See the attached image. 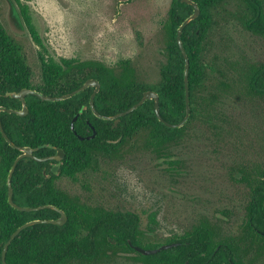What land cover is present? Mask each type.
<instances>
[{
    "label": "trees",
    "instance_id": "trees-1",
    "mask_svg": "<svg viewBox=\"0 0 264 264\" xmlns=\"http://www.w3.org/2000/svg\"><path fill=\"white\" fill-rule=\"evenodd\" d=\"M11 13L36 38L28 8L19 0H8ZM200 10L198 18L182 31L181 40L189 60L190 116L181 128L171 129L161 124L154 113L153 101L144 102L138 109L114 121L95 117L89 107L93 88L59 102H45L36 97L25 98L28 113L25 117L1 113L3 131L17 146L36 148L52 145L61 149L63 158L57 174L49 171L50 162L40 159L55 154L50 148L33 153L38 159H23L12 175L13 201L21 207L52 205L62 210L67 221L62 227L33 225L19 233L5 255L6 264H106L120 253H134L126 257L141 264H254L264 259V165L252 171L238 169V182H245L251 197L245 206L246 218L242 233L228 239L220 238L207 222L193 226L182 235L160 241L139 229L140 218L132 212H118L101 205H88L77 195L59 189L55 182L60 177L73 181L79 173L101 170L99 159H121L126 148L141 141V147L155 158H168L170 149L186 137L187 128L194 122L211 123L219 116L214 106L227 95L240 99L264 98V62L261 64L231 62L214 55L212 37L220 26L237 20L244 29L264 38V18L243 16L236 7L224 17L220 10L228 0H192ZM250 4V0H242ZM259 4L257 0H253ZM241 2V1H238ZM15 4V5H14ZM17 9V10H16ZM192 7L172 0L162 25L163 62L159 65V79L154 84L143 82L132 62L122 61L107 66L96 60L41 62V83L31 84V72L20 46L0 23V107L19 110L21 104L4 97L6 92L30 88L46 96H61L81 86L87 79L99 82L100 89L94 106L100 115L114 116L137 103L144 91L152 90L159 98V112L164 121L179 123L185 114L183 69L184 60L176 44V30ZM240 15V17H238ZM20 30V29H19ZM39 42V41H38ZM219 63V62H218ZM212 83H208L212 77ZM210 85L208 87L207 85ZM75 115L74 132L70 124ZM216 116V117H215ZM86 120L94 127L96 136L79 140L78 136L92 134ZM20 152L11 148L0 134V264L1 251L9 236L21 225L33 220H54L59 214L53 210L19 212L7 202L6 178ZM167 164H179L169 160ZM44 172V173H43ZM85 187V186H84ZM88 190V187H85ZM153 216L150 224H154ZM152 231V230H151ZM129 243L143 249L175 243L174 247L143 256L133 251ZM264 264V262H263Z\"/></svg>",
    "mask_w": 264,
    "mask_h": 264
},
{
    "label": "rangeland",
    "instance_id": "rangeland-1",
    "mask_svg": "<svg viewBox=\"0 0 264 264\" xmlns=\"http://www.w3.org/2000/svg\"><path fill=\"white\" fill-rule=\"evenodd\" d=\"M171 1L19 0L28 8L35 39L24 23L17 26L10 2L0 0V23L20 46L32 85L41 83V62L61 59H91L111 67L129 60L143 82L154 84L163 62L162 25ZM212 41L211 53L219 56L220 66V58L239 64L264 62V41L233 21L220 22ZM213 113L219 116L211 121L215 127L194 122L166 159L145 151L139 138L121 159L101 162L100 171L79 175L75 181L60 177L55 184L88 205L137 214L139 229L160 241L203 222L220 238L236 237L246 192L233 179L240 178L238 169L250 172L264 165V98L227 95ZM169 160L179 162L172 175ZM223 211L231 216L226 223ZM126 257L133 255L120 254L106 264H141Z\"/></svg>",
    "mask_w": 264,
    "mask_h": 264
},
{
    "label": "water",
    "instance_id": "water-1",
    "mask_svg": "<svg viewBox=\"0 0 264 264\" xmlns=\"http://www.w3.org/2000/svg\"><path fill=\"white\" fill-rule=\"evenodd\" d=\"M180 3L191 6L192 7V13L190 15H188V17L182 21V23L178 26L177 30H176V35H175V39H176V44L177 47L182 55V58L184 60V69H183V83H184V100H185V114L183 119L177 123V124H170L166 121L163 120V118L160 115L159 112V98L158 95L152 91V90H147L142 92L141 94V98L139 99V101L135 104H133L130 108H128L127 110L120 112L114 116H104V115H100L94 106V98L96 96V94L98 93L99 89H100V85L99 82L95 79H87L85 80L80 87H78L77 89H75L74 91L61 95V96H46L44 94H42L39 91H36L34 89H30V88H22L18 91H11V92H6L4 94V97L6 98H11V99H15L17 100L20 104H21V108L19 110H14V109H7L5 107H0V115L1 113H6V114H11V115H15L17 117H25L28 113V109L26 106V102H25V98L27 96H33L38 98L41 101H47V102H59V101H64L66 99H69L79 93H81L82 91L88 89V88H93V91L91 93V96L89 97V107L90 110L92 112V114L102 120L105 121H114V126L117 125V123L119 122V119L132 113L133 110L135 111L136 109H138L144 102L148 101V100H152L153 101V108H154V113L155 116L157 118V120L163 124L164 126L171 128V129H178L181 128L184 124L187 123L189 116H190V99H189V82H188V76H189V60L188 57L186 55L185 49L182 45V40H181V35H182V31L183 29L191 22L195 21L198 18V15L200 14V10L197 6V4L195 2H193L192 0H179ZM262 91H264L262 89ZM78 115H75L71 121L70 124V129L71 131L74 132V122L76 121ZM89 128L92 131L91 135H88L86 137H81L78 136L79 140H91L96 136V131L94 129L93 126H91V124L87 121ZM0 134L2 136V138L5 140V142L13 149L17 150L18 152H20V155L16 157V159L13 161L8 174H7V178H6V188H7V202L8 204L15 210L19 211V212H25V213H29V212H38V211H42V210H53L55 212H57L59 214V217L57 219L54 220H33V221H29L24 223L23 225L19 226L7 239V241L5 242V244L3 245L2 251H1V264H6L5 262V255L6 252L8 250L9 245L11 244V242L14 240L15 237H17L19 235V233L21 231H23L24 229L33 226V225H53V226H58V227H62L66 221H67V216L66 214L58 209L55 206L52 205H43V206H38V207H21L19 205H17L14 201H13V191H12V186H11V179H12V175L15 171V168L17 166V164L19 163V161H21L24 158H29V159H33L34 161H38L37 158H35L33 156V153L38 151L39 149L42 148H50L52 150L55 151V154L53 156H49L47 158H42L40 159L41 162H44L46 160L49 161H53V165H52V169L51 172L53 174H57L59 165H60V161L62 159V151L59 148H56L52 145H44V146H39L36 148H30V147H20L15 145L5 134V132L3 131L2 125H1V120H0ZM177 244L175 243H171V244H166V245H160L156 248L153 249H143L140 248L138 246H131L132 249L137 252L140 255L143 256H149V255H153L156 253H159L160 251L166 250L168 248L174 247ZM121 255H133L134 254H130V253H121ZM185 264H188L187 262Z\"/></svg>",
    "mask_w": 264,
    "mask_h": 264
},
{
    "label": "flooded vegetation",
    "instance_id": "flooded-vegetation-1",
    "mask_svg": "<svg viewBox=\"0 0 264 264\" xmlns=\"http://www.w3.org/2000/svg\"><path fill=\"white\" fill-rule=\"evenodd\" d=\"M229 2L228 3H225L223 6H224V9H221L220 10V14H221V16L222 17H224L225 18V16L227 15V11L228 12H231V11H234V14H236V7H238V10L241 12V14L243 15V16H241V18H245V17H251L252 16V10H253V7H256V9H257V14H256V16H262L263 18H264V0H257L258 2H259V4H255V2L253 1V0H250V4H246L244 1H242V0H228ZM238 1H241V2H238ZM232 7H233V9H232ZM238 17H240V15L238 16ZM230 22H232L233 21V23H235L236 25H238L241 29H243L246 33H249V34H251L252 36H254V37H256V38H259V39H261L262 41H264V38L262 37V36H258V35H255V34H253L252 32H250V31H248V30H246V29H244L243 28V26L240 24V22H238L237 20H229ZM86 123H87V120H86ZM88 124V123H87ZM91 130V129H90ZM19 156V155H18ZM53 156V155H52ZM49 157V156H48ZM62 158H63V156H62ZM25 159H29V158H24V160ZM23 160V159H22ZM46 161H49V160H46ZM61 161H62V159H61ZM61 161H60V164H61ZM104 161H108V159L106 158V159H104V158H100L99 159V163H101V162H104ZM50 162V168H49V171H51V169H52V165L54 164L53 163V161H49ZM59 167H60V165H59ZM177 167H179V164H173V165H169L168 164V168H170V170H169V174H173L174 172L176 173L177 172ZM58 170H59V168H58ZM44 173V172H43ZM57 173H58V171H57ZM88 173H93V172H91V171H88V172H86V173H79L78 174V176L79 175H83V174H88ZM234 182L235 183H237V184H240L242 187H245V192H246V195H245V205H244V207H243V212H242V215H241V219H240V221H241V225H240V227L238 228V233H242V225L244 224V222H245V218H246V213H245V206L247 205V203L250 201V200H252V197H251V189L249 188V186L247 185V183H245V182H238V181H235L234 180ZM221 214V216H222V220L226 223V222H228L229 220H231L230 219V214L227 212V211H223V212H221L220 213ZM256 234H258V235H263L264 236V233H262V232H260V231H258V230H256ZM218 235H219V233H218ZM220 236V235H219ZM129 246H130V248L132 249V247L131 246H133L132 244H130L129 243ZM133 250V249H132ZM134 251V250H133ZM121 254V253H120ZM125 254V253H124ZM130 254H134V253H130ZM122 256H125V255H122Z\"/></svg>",
    "mask_w": 264,
    "mask_h": 264
}]
</instances>
